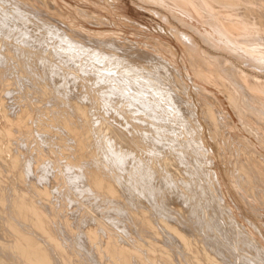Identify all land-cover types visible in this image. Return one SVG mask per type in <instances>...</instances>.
Returning <instances> with one entry per match:
<instances>
[{"label": "bare ground", "instance_id": "obj_1", "mask_svg": "<svg viewBox=\"0 0 264 264\" xmlns=\"http://www.w3.org/2000/svg\"><path fill=\"white\" fill-rule=\"evenodd\" d=\"M27 1L0 0V264H264L263 245L238 222L211 169L215 161L177 67L62 27L52 2L55 17L48 19ZM168 1L231 43L264 54V0ZM171 31L194 76L226 95L264 150L263 80ZM252 66L264 71V63ZM193 89L217 142L233 120L215 96ZM52 115L60 121L56 135L45 121ZM62 139L70 149L58 146ZM236 142L231 176L264 209V155L250 139Z\"/></svg>", "mask_w": 264, "mask_h": 264}, {"label": "rangeland", "instance_id": "obj_2", "mask_svg": "<svg viewBox=\"0 0 264 264\" xmlns=\"http://www.w3.org/2000/svg\"><path fill=\"white\" fill-rule=\"evenodd\" d=\"M27 2L36 5L40 9L42 14L46 13L45 16L47 15L46 17L48 19H50V16L55 17L54 11L51 7L49 9L48 5L50 4V2H52L60 11V14H62L61 17H58V20H56V22L59 21L58 24L61 21V24H59L60 26L63 24L62 27H65L70 24L74 29L79 30L80 32L96 40L115 39L116 41L124 45L126 44L130 48L135 47V49L141 50L147 55L152 56L150 58L153 62H155L157 58H163L164 62L171 63L177 67L180 72L181 78L189 86L190 100L192 102L193 99L192 103L197 107V117L198 122L203 130L202 135L204 144L209 151L211 150L210 153L215 161L211 169L213 172L217 173L218 179L222 184L223 193L225 195L227 204L232 208L234 215L236 216L238 222L243 226V229L251 234L264 247V209H259L260 205L255 203L247 194H245L244 190L240 189L241 187L237 185L236 181L231 176V173L233 171V164L228 161L229 157L232 154H235V152L237 153L238 145L236 140L238 141L239 138L245 137L247 139H250L255 144L256 148L262 152L263 155L264 150L259 146L256 139L245 131V129L243 128V124L239 119H237L239 117L236 116V112L233 110V107L230 106L231 103H229L230 101L228 100L226 95L222 93L220 89L218 90L216 86V88L214 87V85L212 87V84L209 85L208 82V84H206L205 81L204 83H201L200 80H198L199 78H196V76H194L195 74L194 72L192 73L191 64L189 63L190 60L188 57V51L185 50V46L179 42L174 34H172L171 28L173 26L181 32L193 36L195 41L198 43V46L200 45V52L205 51L213 57H223L231 62L237 69H240V71L244 74L246 73V75L255 77L258 80L261 79V81L263 80V82L264 71L252 65L263 64L264 54L253 49L251 51L250 49L247 50L234 41L233 43H231L232 41H229V39L226 38V35L222 30L217 29L214 26L212 27V25L209 23L206 24L207 26L204 25L205 22L200 20L193 11V13L190 10L189 12L188 9L184 10L183 7H177V5L175 4H173V6L172 3H170L168 0H30ZM82 11L86 14L88 13L90 15H93L96 19L94 18L93 20L82 15ZM192 14H195L194 16H196L197 19L196 17L192 16ZM179 19L196 27L202 35L210 36L212 40H214L213 42L216 44L212 46L210 44L208 45L204 43V41L200 39V36L196 35V33L193 32L190 28L182 25L180 22L181 20ZM38 25L40 26L41 24L39 23ZM37 32H39V34L41 35V33H43V29H38ZM227 49L236 53L241 58L228 53L229 51L227 52ZM244 61L246 62L244 63ZM248 62L249 64L251 63V65H249ZM194 85L200 86L209 94L215 96V98H217V100L220 102V105L222 106L226 115L228 117H231V119L233 120V123L230 127L225 126V128L221 130L222 135L217 142H214L210 137L208 131L209 128L207 124H205L206 122L201 116V107H199L198 104V100L200 99H198L195 95L193 89ZM101 110L102 108L100 109V113L105 112L106 114V111L102 110L101 112ZM51 114L53 113L50 112V115ZM112 114L113 113L111 112L110 115L109 113L106 115L111 116ZM54 116L56 117V115ZM54 116L52 115V118L54 120L51 119L50 116V121L52 122L53 120V125L50 121H45L47 125L53 126H50L51 131L55 127L53 133L55 132L56 135V133L60 132V129H56V125L58 126L57 128H60L58 124L60 123V121L59 119H56L57 117L55 118ZM43 117V119H46V117L48 116L43 115ZM227 131H229L230 134ZM23 138L25 139V137ZM27 141L29 143L30 139H28ZM63 141L65 140L62 139L61 141H57L59 147H62L60 146V144L62 145L65 143H59ZM32 143H34L35 146H33ZM31 144L33 147L31 146ZM57 144H55V148L58 147ZM65 144H67L66 147L68 146V148L66 149L65 145H63L64 150L70 149L68 143L66 142ZM231 144H233V149ZM230 145L231 147H229ZM29 146H31V148H35L37 147V144L36 142H33V140H31ZM221 149L223 150V152ZM230 151H232L231 155ZM220 154H225L223 156L224 161L222 155ZM246 199L253 202L257 209L260 210V213H257L258 215L251 211L248 206H246L248 205L245 204L247 203ZM69 213L70 211L68 212V214ZM255 227H257L259 231L261 230L262 235H260L259 233L258 235L255 234Z\"/></svg>", "mask_w": 264, "mask_h": 264}]
</instances>
